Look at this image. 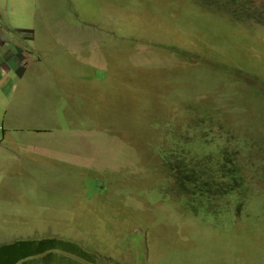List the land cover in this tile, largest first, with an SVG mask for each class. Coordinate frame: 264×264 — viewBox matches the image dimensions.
Instances as JSON below:
<instances>
[{
	"label": "rangeland",
	"instance_id": "374dc122",
	"mask_svg": "<svg viewBox=\"0 0 264 264\" xmlns=\"http://www.w3.org/2000/svg\"><path fill=\"white\" fill-rule=\"evenodd\" d=\"M200 2L0 0L35 62L0 102V264L59 241L94 261L70 264H264V27ZM168 131L192 156L239 155L240 205H179Z\"/></svg>",
	"mask_w": 264,
	"mask_h": 264
},
{
	"label": "trees",
	"instance_id": "16d2710c",
	"mask_svg": "<svg viewBox=\"0 0 264 264\" xmlns=\"http://www.w3.org/2000/svg\"><path fill=\"white\" fill-rule=\"evenodd\" d=\"M199 6L211 7L222 13L228 11L234 22L246 19L264 27V3H257L254 0H201ZM216 111V109L208 110L206 114L208 119H212V114ZM203 113L205 114L206 110ZM206 121V118H201L196 122L203 125ZM169 134L171 131L166 132L163 139L172 148H159L158 154L169 177L172 178L173 191L177 195L179 205L181 204L185 210L192 214L202 212L204 215H208L216 213V210L209 208L212 198L236 195L235 197L240 202L238 205L241 204L243 193L248 188L246 185L243 186L242 170L237 166L235 160L239 156L238 154L235 157L230 151L223 150L216 155L198 154L192 156L188 150L185 152L184 144ZM232 152L238 151L235 149ZM58 243L60 252L47 253L38 259L32 258L20 264H33L37 261L46 264L53 262L70 264L67 262L68 257H74L87 263L94 262L90 259V255L75 243L68 241H59ZM52 257H57L58 260L50 261L49 258Z\"/></svg>",
	"mask_w": 264,
	"mask_h": 264
},
{
	"label": "crops",
	"instance_id": "0c3cea01",
	"mask_svg": "<svg viewBox=\"0 0 264 264\" xmlns=\"http://www.w3.org/2000/svg\"><path fill=\"white\" fill-rule=\"evenodd\" d=\"M26 33L4 29L0 24V102L16 98L28 69L35 64L28 61L32 53L28 49V37L21 35Z\"/></svg>",
	"mask_w": 264,
	"mask_h": 264
},
{
	"label": "clouds",
	"instance_id": "9594fccd",
	"mask_svg": "<svg viewBox=\"0 0 264 264\" xmlns=\"http://www.w3.org/2000/svg\"><path fill=\"white\" fill-rule=\"evenodd\" d=\"M238 151V150H237ZM239 152V151H238Z\"/></svg>",
	"mask_w": 264,
	"mask_h": 264
}]
</instances>
